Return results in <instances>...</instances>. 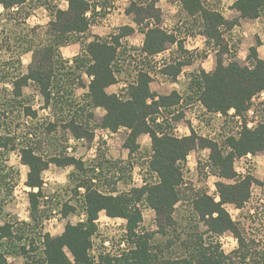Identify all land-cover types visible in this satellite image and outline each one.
I'll list each match as a JSON object with an SVG mask.
<instances>
[{"label":"trees","instance_id":"16d2710c","mask_svg":"<svg viewBox=\"0 0 264 264\" xmlns=\"http://www.w3.org/2000/svg\"><path fill=\"white\" fill-rule=\"evenodd\" d=\"M28 1L0 0V5L6 10H18ZM66 1L69 8L67 10L58 9L55 21L50 23V27H55V33L60 36L57 37L59 43L55 48L48 47V59H51L53 55L57 59H61L59 48L69 42L70 35L75 32H84L90 25L89 20L85 17V12L88 9L87 2L85 0ZM182 1L190 14L203 9L200 0ZM235 8L241 13L242 18L257 19L264 16V0H238ZM203 12L205 32L209 38L220 43L222 34L219 27L224 25L231 27L234 23H228L220 14ZM167 41L168 36L163 31L149 30L146 34L144 51L151 55L156 54L164 48ZM53 50H56L55 54ZM88 53L91 64L87 67V73L93 77L90 84L89 104L107 110L108 113L103 121L104 127L116 130L121 125L129 126L133 130L130 140L141 133L150 134L153 156L149 168L157 174L159 182L148 183L140 189H134L128 194L118 196L103 195L88 188L85 196L86 223L77 226L67 225L65 232L60 237L53 238L50 234H45L44 257L25 264H72L66 256L64 248H67L73 255L74 264H95L89 251L92 247V236L97 231L95 221L98 220L99 212L103 210L109 217L127 220V240L130 248L116 256H101L99 264H152L150 235L138 232L142 213L137 204L145 201L156 210L160 222L170 224L173 207L180 200L177 188L183 182L178 162L184 161L187 155L197 148L210 150L209 166L214 169L213 175L219 179L216 182V189L220 200L216 202L214 197L206 193H199L193 199V210L200 221L208 227L210 233L222 234L225 231H231L239 241L238 251L243 253L247 248L246 241L241 237L226 206L234 205L237 208H242L251 198L252 186L257 181L250 175L239 177L235 170V163L249 154L256 155L259 152H264V120L254 129H248L245 126L238 138L229 137L221 143L198 137L195 134L181 139L169 135L159 136L146 124L145 119L138 117L141 110H155L153 106L146 105V99L152 97L148 88V80L145 78L134 89L132 101L121 102L115 97L108 96L104 91L105 87L116 81L111 70V64L116 58V47L99 41ZM248 60L250 66H241L236 62L224 66L219 60L215 72L203 74L204 89L200 100L209 111L226 115L231 109H234L236 114L241 116L251 108L253 98L264 93V60L259 58L256 48L250 49ZM21 64V61L18 60V66ZM41 67L42 65L35 69L32 66L27 75H18L13 78L12 97L3 105L0 104V153L18 151L21 163L29 168L26 185L31 188H39L38 193H30L34 222L37 221L39 198L42 196V172L50 164L76 165L79 168H82V164L72 157H45L38 152V149L26 146L30 134L23 130L20 131V127L23 126L20 121L15 125L16 129L12 130L13 119L11 117L13 114L26 125V119L37 120L38 118L36 111L27 105L23 89L31 82L37 84L44 98L45 109H51L55 101L60 106V114L67 113L65 117H62L65 119V121L61 120L62 128L69 130L74 136H90L87 132L76 131L75 120L71 115V104H67L64 98L61 100L58 98L59 89L55 86V77L52 74L45 76L40 71ZM54 117L56 120L49 123V126L55 125L57 129L60 123L59 115ZM10 120L11 122L8 123ZM16 177H18V171L9 168L4 162L0 163V195L5 196L4 200L13 194ZM227 181H234V183ZM160 227L162 230L165 228L162 223ZM9 237H13L19 242L24 239V237L17 238V234L13 235L12 225L5 223L4 226H0V240L6 238L8 241ZM26 248L23 246L18 253L25 257L29 253ZM194 251V255L191 257L183 258L172 264H223L225 259L223 253H214L202 245L195 247ZM5 253L6 251L0 250V264H12L5 258ZM242 258L246 261V254ZM254 262L256 263V261ZM259 263L264 264V255Z\"/></svg>","mask_w":264,"mask_h":264},{"label":"crops","instance_id":"0c3cea01","mask_svg":"<svg viewBox=\"0 0 264 264\" xmlns=\"http://www.w3.org/2000/svg\"><path fill=\"white\" fill-rule=\"evenodd\" d=\"M85 1L88 4L85 17L90 22L89 28L84 32H75L70 35L69 42L59 48V54L64 60L66 69H71L78 75L72 94L67 96V99L69 96L71 97L72 105L70 109H72L71 115L75 120L76 131L87 132L90 136L79 137L70 132L73 138L70 141L74 145H69L67 148L69 153H66L63 157L74 158L82 164V168L76 165L50 164L41 174L42 196L39 198V208H41V199L47 198L45 196L46 188L59 183L62 184V182H69L68 179L71 181L79 179V183L75 184L74 188L76 195H78L77 198L80 199L79 205L82 206V212L77 217L74 212H77L76 207L79 205H72V207L63 203L61 210L64 214L61 213L58 216L62 222L58 226L61 231L55 235L50 234L53 238L62 236L67 225L77 226L86 223L85 196L88 188L103 195L118 196L128 194L134 189H140L148 183L155 184L159 182L157 174L149 168L153 156L150 134L141 133L130 140L133 130L129 126L121 125L116 130L104 127L103 121L108 113L107 110L89 104L90 84L93 77L87 73V67L91 64L88 52L96 42H107L109 45L115 46L117 50L116 58L111 64V70L116 81L104 89L108 96L115 97L124 103L132 101L134 89L145 78L148 80V88L152 97L146 99V105L148 107L153 106L155 110H141L138 117L145 119L146 124L159 136L169 135L181 139L195 134L198 137L221 143V136H219L220 138L217 137L224 126L230 123L229 120L237 122V130L243 128L244 125L247 128H252L264 120L262 116L259 119L256 115L257 111L254 110L256 98L264 93L253 98L251 108L243 116L237 115L234 109H231L226 115L211 112L200 100L204 89L203 74L215 72L219 60L222 61L224 66H228L233 62L241 66H250L248 56L251 48H256L259 58L264 60V24L260 23L264 16L257 19L242 18L241 13L235 8L238 0H200L203 9L194 14H190L185 9L182 0ZM68 8L69 4L64 0V9L62 10ZM203 11L220 14L228 23H234L231 27L225 25L219 27L222 34L220 43H216L215 40L209 38L205 32ZM152 29H159L168 36L164 48L153 55L144 51L146 34ZM251 114L255 117L248 120L247 118ZM200 155L206 157L205 162L209 164L210 150L208 148H197L191 151L184 161L178 162L182 176L185 174V170L202 161ZM58 157L62 158L60 155ZM192 158H195V164L190 161ZM105 165L111 166L109 168L110 174H118L115 178L117 188L102 191L97 189V184H99L103 174H106ZM123 165L129 166L128 174L130 175L121 174L124 172ZM52 166H54V169H52ZM138 166L139 169L136 168ZM141 167H145L144 171H148L153 182L133 176ZM28 173L29 168L26 175L25 192L29 204L30 222L25 221L21 224L29 227L34 223L30 193H38L39 188H31L26 185ZM59 173L62 174V177ZM184 176L183 180H185ZM209 176L208 179H216L215 182L219 180L215 175L209 174ZM56 181L58 183H55ZM185 185L182 182L177 188L180 200L173 207L172 222L175 219L174 212L181 204V194L183 190H187L182 189ZM121 188L124 190H121ZM14 192L15 189L13 194ZM199 193L206 192L199 191L197 194ZM215 201L218 202L219 199L215 198ZM137 206L142 213V221L138 228L139 233H144L140 231V228L147 217H150V221L153 220L154 224L152 226H161L154 208L145 201L139 202ZM71 215H74L73 217L77 220L74 221L70 217ZM54 221L57 220L52 219L49 223L52 224ZM5 223H1L0 226H4ZM95 224L97 230L104 225H121L127 237V220L124 218L109 217L103 210L99 212ZM12 232L13 235L17 233L13 226ZM44 235L40 243L43 257ZM94 236L95 234L91 239L90 257L91 253L94 252ZM8 239L6 241V238H4L0 242L7 245L5 258L9 263L15 264L13 260L24 256L15 252V249H11V244L16 243L17 240L13 237ZM26 241L27 239L24 237L22 244L25 245ZM128 245L130 246L129 242ZM64 252L71 263L74 264V257L71 252L67 248H64ZM104 254L117 255L111 254L110 250ZM91 259L95 264L100 261L99 256L96 259L91 257Z\"/></svg>","mask_w":264,"mask_h":264},{"label":"rangeland","instance_id":"374dc122","mask_svg":"<svg viewBox=\"0 0 264 264\" xmlns=\"http://www.w3.org/2000/svg\"><path fill=\"white\" fill-rule=\"evenodd\" d=\"M58 9H64V0H29L18 10H6L0 5V104L3 105L12 97L13 78L18 75H27L32 66L37 69L40 65H42L40 71L45 76L52 74L55 77V86L59 89L58 98L60 100L64 98L67 104H71V97L69 96L67 99V96L72 94L78 75L75 71L66 69L62 57L57 59L53 55L51 59H48L47 55L48 47L55 48L56 44L59 43L57 37L60 34L55 33V27H50L51 21H55ZM260 23L264 24L263 18ZM61 37L63 38L62 35ZM55 51L53 50L54 54ZM18 60L22 63L20 66H18ZM23 93L27 105L36 111L38 118L37 120L26 119V125L25 122L19 120L13 114L11 117L13 119V123H11L12 130L16 129L15 125L20 121L23 124L20 131L23 130L30 134L26 146L38 149V152L45 157H58L59 155L63 157L66 153H69L67 148L69 145H74L70 141L73 139L72 134L61 126V120L64 119L62 117H65L67 113L62 112L60 114V106L55 101L50 110L45 109L39 86L33 82L23 89ZM254 106L257 117L260 119L262 116L264 119V94L256 98ZM54 114L56 117L59 115L61 122L58 124L57 129L55 125L49 126V123L56 120ZM254 117L251 114L247 119L252 120ZM243 120L245 121L244 117ZM10 122L11 120L8 121V123ZM229 122L217 137L220 138L219 136H221V141H225L229 137L238 138L244 130L245 125L237 130V122L235 120H229ZM253 127L248 129H253ZM2 153H0V163L4 162L9 168L18 171V177L15 180L14 194L10 198H6V201L3 198L5 196L0 195V225L5 222L10 223L17 231V238L25 237L27 239L25 245L22 244L23 241L19 242L17 240L16 243L11 244V249H15V252L18 253L25 246L27 247L26 251L31 253L27 254L26 258L20 257L13 260V262L15 264H25L32 260H40L43 257L42 245L40 244L43 235L45 233L55 235L61 231V228H58L62 224L58 216L61 213L64 214L61 205L63 203L68 206L79 205L80 199L77 198L78 195H76L74 188L75 184L79 183V179H74L75 181L68 179L69 182H62V184L59 183L46 188L45 196L47 198L41 199V208L36 214L37 221L29 227L25 226L21 223L30 222L29 204L25 192L28 167L21 163L18 151L4 152L3 155ZM200 158H202V161L197 164L194 162L195 158H192L190 161L194 162L195 165L191 166L192 169L185 170V174L183 173L185 175H183L185 178L183 182L186 185L182 189L187 190H183L181 194V204L174 212L175 219L173 222L170 224L161 222L165 227L164 230L161 227L152 226L154 223L153 220L150 221V217H147L145 222L141 224L140 231L150 235L152 264H172L184 257H191L194 255V248L200 245L214 253H223L225 256L223 264H260L259 261L264 255V152L251 155L250 160L246 156L244 159L236 161L235 170L237 175L241 178L250 175L257 183L252 186L251 198L245 206L242 208H237L234 205L226 206L232 220L237 225L241 237L246 241L247 248L243 253L238 251L239 241L231 231H225L222 234L210 233L208 227L200 221L193 211L192 202L199 191L206 192L220 200L216 189V179H208L209 174H214V169L205 162L206 157L200 155ZM104 167L106 168V174L101 177L97 189L106 191L117 188L115 178L118 174H110V165ZM122 167L124 172L121 174L130 175L128 174L129 166L123 165ZM136 168L139 169V166ZM144 168L141 167L135 173L133 170V176L153 182L148 171H144ZM52 169H54V166H52ZM59 175L62 177V174L59 173ZM227 182L234 183V181ZM121 190L124 189L121 188ZM3 200L4 203H2ZM76 208L77 212L74 213L78 217L82 212V206L79 205ZM73 216L70 217L76 221L77 219ZM52 219L58 222L49 223ZM93 246L94 252L91 253V257L95 259L98 256L100 258L105 255L104 253L108 250L111 254H120L123 250L130 248L123 226L117 224L104 225L98 228L93 239ZM6 248L7 245L0 242V250L7 251ZM245 254L246 261L242 258Z\"/></svg>","mask_w":264,"mask_h":264},{"label":"built area","instance_id":"2783aa9c","mask_svg":"<svg viewBox=\"0 0 264 264\" xmlns=\"http://www.w3.org/2000/svg\"><path fill=\"white\" fill-rule=\"evenodd\" d=\"M249 128H250V127H249ZM247 157H248V160H250V159H251V155H248ZM217 197H218V196H217Z\"/></svg>","mask_w":264,"mask_h":264}]
</instances>
